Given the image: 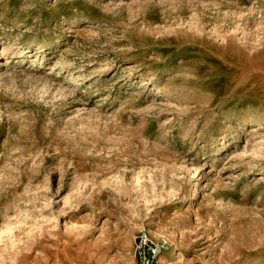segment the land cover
<instances>
[{"label":"rangeland","instance_id":"rangeland-1","mask_svg":"<svg viewBox=\"0 0 264 264\" xmlns=\"http://www.w3.org/2000/svg\"><path fill=\"white\" fill-rule=\"evenodd\" d=\"M264 264V0H0V264Z\"/></svg>","mask_w":264,"mask_h":264},{"label":"built area","instance_id":"built-area-1","mask_svg":"<svg viewBox=\"0 0 264 264\" xmlns=\"http://www.w3.org/2000/svg\"><path fill=\"white\" fill-rule=\"evenodd\" d=\"M166 249L165 240H155L144 231L135 238L134 255L137 264H161V256Z\"/></svg>","mask_w":264,"mask_h":264}]
</instances>
